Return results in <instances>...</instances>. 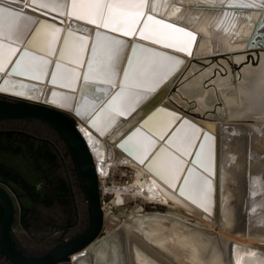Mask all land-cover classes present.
<instances>
[{
  "label": "bare ground",
  "instance_id": "1",
  "mask_svg": "<svg viewBox=\"0 0 264 264\" xmlns=\"http://www.w3.org/2000/svg\"><path fill=\"white\" fill-rule=\"evenodd\" d=\"M67 2L70 5L71 0ZM230 2L231 0H223V4H218L217 7L199 8L196 7L199 0L195 4L188 3V0H156L157 12L171 16L172 19H179L182 22L180 26L190 29L186 31L196 36L191 48L192 54L188 57L186 53L175 52L150 41H142L138 35L123 37L109 33L128 43L122 68L133 41L181 55V60L188 62V65L182 75L180 73L184 65L180 67L181 71L171 75L134 112L118 118L110 129L106 128L104 135L87 126L85 119L76 114V101L69 102L71 107L59 106L62 95L74 96L77 86L74 91L62 88L58 79L57 85H51L45 96V90L50 85L48 78L55 72V64L58 62L55 55L47 57L51 63L42 82L23 81L20 80L22 78L10 76L5 72L0 74V86H4L3 82L7 79L12 82L8 85L11 90L25 92V96L13 95L11 91L0 92L1 95L42 102L71 114L77 120L78 129L93 155L102 195H110L112 198L110 202L104 200L102 204L106 235L96 244L87 246V249L93 252L89 261L82 259L76 264H125L120 232L124 234V243L128 246L129 254L131 252L134 264H264V51L260 54L258 66L242 70L241 75H236L234 82L230 81L232 78L229 76L226 61H223L224 68L219 65L225 75L216 73L215 77H209L214 72L213 65L189 60L195 57L206 61L205 57L209 54L226 51H231L233 62L239 63L244 59V54L239 51L247 48L255 30L253 21H258L264 10L236 9L237 16L232 21V27L224 17L228 9L225 5ZM0 3L31 16L35 21L59 24L63 30L75 25L87 33L88 47L95 39V25L77 21L75 18L69 19L58 11L43 8L37 10L33 0H19L18 3L0 0ZM175 3L183 4V7H179L180 12L172 16L177 8ZM63 10L68 11L67 8ZM245 14H248L250 19L245 18ZM221 20L224 21L223 24L220 23ZM34 26L35 24L30 25L31 31ZM31 31L27 32L23 41L17 45L19 48L25 47L24 43ZM63 33L60 34L56 50L62 42ZM61 63L62 73L65 68H77L68 62ZM77 70L81 72L82 68ZM21 84L35 87L24 89L20 87ZM53 92L56 95H51ZM157 94L159 98L156 105L146 113L158 106V109L175 112L180 117L185 116L189 121L194 117L191 111L199 113L201 117H195L202 120L204 126L201 127L209 128V133L214 138L211 144L209 143L213 152L212 172L199 170V167L191 164V167H195L197 176L203 175L211 181V198L204 201L207 210L176 193L174 188L143 167L139 161L128 157L115 147V142L137 125L146 114L141 115L145 103ZM204 114L205 117L202 116ZM138 128H142L148 136L156 140L155 147L162 142L159 136L143 128V124H139ZM165 146L164 144L162 147ZM169 150L184 160L186 166L188 156L182 155L175 148ZM119 167L132 170V180L126 184L113 182L109 185V171ZM124 170L125 168L123 172H126ZM128 203L132 204L125 208ZM145 204L165 206L171 210L148 211ZM113 208L126 210L125 218L121 219L120 215L114 213ZM241 212H244L243 222L239 218ZM214 225L217 226V232L211 231ZM235 231L236 234H231ZM110 238L113 241L108 243Z\"/></svg>",
  "mask_w": 264,
  "mask_h": 264
},
{
  "label": "snow or ice",
  "instance_id": "2",
  "mask_svg": "<svg viewBox=\"0 0 264 264\" xmlns=\"http://www.w3.org/2000/svg\"><path fill=\"white\" fill-rule=\"evenodd\" d=\"M5 2L18 3L19 0ZM188 3L195 4L197 0H188ZM199 3L217 7L218 4H223V0H199ZM33 4L38 8L58 11L60 15H67L69 19L75 18L77 21L95 25L97 30L90 53L88 36L71 29L64 32L62 28L47 22L37 24L31 16L0 3V74L7 70L8 65H12L10 74L42 81L47 76V67L51 63L47 57L56 54L60 34L64 32L58 60L74 64L77 68H65L62 73L63 64L57 62L55 72L51 76V85H57L59 79L60 87L74 91L79 84V97L62 95L59 106L71 107L69 102L76 100V114L87 119L90 126L100 135H104L105 129L112 126L117 118L131 114L140 103L147 100L149 95L157 91L178 71L177 65L183 63L181 59L167 52L135 44L131 47L126 65L122 68L128 43L109 33L123 37L138 35L142 41H150L152 44L162 45L163 48L187 55L192 54L191 48L196 40L192 32L177 27L174 23H168L167 19L171 16L165 19L157 18L156 0H71L70 5L67 0H33ZM225 7L264 10V0L259 3L256 0L250 2L231 0ZM65 8L68 11H64ZM178 12L179 7L175 8L171 15L174 16ZM232 16L234 17V13ZM224 17L228 19L230 14L225 12ZM223 22L220 21L221 24ZM31 24L36 25L35 31L21 50L17 45L23 41L27 32L31 31ZM260 28H264V18L259 20L257 31ZM250 43L255 45L257 42L252 39ZM85 63L86 72L82 76L77 69L84 67ZM81 76L83 83H80ZM3 84L4 86H0V92L11 91L13 95L25 96L24 91H13L8 87L12 84L10 80H4ZM117 85L118 91L111 92ZM20 87L26 89L35 86L21 84ZM51 95L56 93L53 92ZM177 121H181L177 113L158 109L143 121V128L164 139ZM200 133L201 129L193 122L183 119L179 127L168 137L166 146L148 161V167L171 188H176L183 176L180 194L207 210L204 201L211 198L213 191L211 181L203 175L197 176L195 167L189 168L187 175H184L185 161L169 150L175 148L182 155L191 156L192 149L195 148L197 151L194 157L195 165L212 172L213 152L209 142L214 138L205 132L201 139ZM197 141H200L198 148ZM124 145L140 164H144L155 147L156 140L148 136L142 128H136L124 141Z\"/></svg>",
  "mask_w": 264,
  "mask_h": 264
},
{
  "label": "water",
  "instance_id": "3",
  "mask_svg": "<svg viewBox=\"0 0 264 264\" xmlns=\"http://www.w3.org/2000/svg\"><path fill=\"white\" fill-rule=\"evenodd\" d=\"M172 1H175V0H172ZM174 5L176 7H181V8L183 7V4H180V3H175ZM207 6L208 5H204L200 3L196 5V7H199V8H205ZM37 10H39V8ZM225 12H228L230 14V17L225 20H227V23H229V26L234 27L232 25V21L235 18V16H237L236 9L228 8ZM233 13H234V17L232 16ZM155 14L157 15V18L159 19H165L167 17L159 12ZM245 18L250 19L248 14H245ZM261 18H264V14ZM259 20L253 21L255 30H253L252 38L250 39V41L252 39H255L257 43L255 45H252L251 43H249L247 48L240 49L241 51L239 52L244 54V59L241 62L236 63V62L231 61V57H230L231 51L216 52V53L209 54L207 57H205L207 58L206 61L200 60L195 57L189 60L194 61L195 63H201L203 65H213L214 72L209 77H215L216 73H218L219 75H225V72L221 71L220 66L224 68L225 65L223 61H226L229 67L228 68L229 76L230 78H232L230 81L232 82L233 80L234 82V80L236 79V75H241L242 70L248 67L250 69H252L253 67L255 68L259 64L260 54H263L262 52L264 51V35H261V34H264V28H260L257 31V25H258ZM36 22L38 24L42 21L39 20ZM167 22L174 23L176 24L177 27H182L180 26L182 22L179 19L170 18V19H167ZM56 26L60 27L59 24H57ZM35 27L36 25L33 27L32 31L30 32V35L27 37L24 45H26L28 42V39L31 38V34L32 32L35 31ZM69 29H71L74 32H78L79 34L87 36L86 32L80 30V28L77 26L75 27V25H73V27H71V25L70 27H66L64 32H67ZM185 29H188V28H185ZM100 31L106 32L107 30L100 29ZM234 32L235 31L233 30L232 34H234ZM113 34H116V33H113ZM63 39H64V35H63ZM63 39H62V42L60 43L59 48H57L56 54L54 56L55 60L58 62H61L58 60V57L61 51V45L63 44ZM135 44H142L148 47H153L143 42L133 41L130 45L127 56L130 55L131 47ZM90 46H89V53L91 49ZM23 48L24 47H21L20 49L23 50ZM153 48L158 49L157 47H153ZM158 50L167 52L171 55L176 56L179 59L182 58L181 55H175V53H170L163 49H158ZM188 56L189 55H187V57ZM86 60H87V56L85 58V61ZM126 61H127V57H126L123 67L126 65ZM182 61L183 63L177 66L179 70L180 67L184 65V68L182 69V71L179 70L181 71L180 75L184 73V69L188 65V62L185 63L184 60ZM11 67L12 65H8L5 73H7L10 76L22 78L20 80H23V81L28 80V82H35V80H32L28 77H22V76L10 74ZM84 67H82V71H81L82 76H83V73L86 72V69H84ZM82 76H81L80 83H83ZM48 79H50L51 81V75ZM2 80L3 78L1 79V81ZM50 81H49L50 83L49 87L45 90V96L50 91L49 89L51 86ZM77 87L78 88L74 96L78 98L80 95L79 84H77ZM172 88L174 89V87ZM115 91H118V85H117V88L111 89V92L114 93ZM158 98H159V94H157L155 97H151V99L147 101L145 105L142 107L141 115H144L149 109H151L154 105H156L157 103L156 101L158 100ZM73 101H76V100H73ZM142 103H140L139 106H141ZM138 107H136L135 110ZM158 108H159L158 106H155L152 110L146 113L139 120L137 125L133 126L127 133H125L118 141L115 142V147L119 148L128 157H131L132 159H136L135 156L132 154V152L124 145V141L136 128H138L139 124L142 125L143 121L147 119L148 116L153 111L157 110ZM191 113L194 115V117H192L193 119L192 120L190 119V121L193 122L198 128H202L201 126H204V124L201 122L202 120L195 117V116L201 117L200 116L201 114L192 112V111ZM202 116L205 117V114ZM183 119H187V117L181 116V121H178L172 127V129L168 132V134L165 136L164 139H161L162 142L158 144L149 153L147 159L145 160V163L142 164L143 167H145L146 169L154 173L157 177H159L157 173L153 169L148 167V161L151 160L152 157L155 156L156 153L160 151V149L162 148L164 144L166 145V141L168 137L171 136L172 132L175 131L177 127H179ZM1 122H11V123H21V124L24 122H31L34 126H37L39 128L47 127L53 130L62 139L72 159V162H73L76 174H77V178H78L82 193L84 195V201L86 203V206L89 212V220H88L86 228L83 231L76 233L75 235H72V236H67L66 238L62 239V241L58 245L52 247L50 250H48L42 255H39L36 257L29 256L20 250L17 242L14 239L13 219H14L15 212L17 209L16 199L14 198V194L9 190V188H7L4 183L0 182V207L2 209V215L0 217V253L2 254L3 258L6 259L11 264H71V262L73 264H76L79 260H82V259H84L85 261H89L90 258H92L93 256V252L88 250L87 246L91 244H96L97 242H99V240L102 239L106 235V232L104 231V211L102 209V205L100 201V186H99L98 177L95 171L94 158L86 142V139L84 138V136L81 134V132L78 129L77 120L71 115L64 112L63 110L47 105L45 103L32 101L29 99L19 98V97L10 98V97L0 94V124ZM84 122L87 126H90L87 119H85ZM111 127H108V128L110 129ZM209 131H210L209 128H206V127L202 128L201 133H200L201 139H203V134L205 132L206 133L208 132V134L210 135ZM199 143L200 141L196 142L197 148L199 147ZM209 143L211 144V141ZM196 155H197V151L194 148L192 149V155L188 156V163L185 166L184 175H187L188 169L191 168V164L195 165L194 157ZM195 166L199 167L198 168L199 170L201 169L209 173L208 170L198 165H195ZM182 183H183V176L181 177L180 183H178L176 188H174V191L178 193L179 195H181L180 188H181ZM239 215H240L239 216L240 221L243 222L244 212L239 213ZM121 233L122 235L120 236V243H121L122 253L125 259V264H134L132 260L131 252L129 254L128 246L124 243V234L123 232H120V234ZM112 241L113 239L110 238V240H108V243H111ZM128 254H129V257H127Z\"/></svg>",
  "mask_w": 264,
  "mask_h": 264
},
{
  "label": "rangeland",
  "instance_id": "4",
  "mask_svg": "<svg viewBox=\"0 0 264 264\" xmlns=\"http://www.w3.org/2000/svg\"><path fill=\"white\" fill-rule=\"evenodd\" d=\"M41 152L48 155L42 158ZM123 169L115 168V175L107 179L109 185L113 182L126 184L132 180V170L125 167L126 172H123ZM7 171L16 175V179L5 178ZM0 182L16 199L13 233L27 251L49 250L67 236L86 228L89 212L72 159L62 139L53 130L39 128L31 122H1ZM34 191L37 193L33 194ZM103 198L107 202L112 199L110 195ZM145 205L148 211L171 210L160 205ZM113 211L121 219L127 212L119 208H113ZM214 226L211 231L217 232V226Z\"/></svg>",
  "mask_w": 264,
  "mask_h": 264
},
{
  "label": "flooded vegetation",
  "instance_id": "5",
  "mask_svg": "<svg viewBox=\"0 0 264 264\" xmlns=\"http://www.w3.org/2000/svg\"><path fill=\"white\" fill-rule=\"evenodd\" d=\"M79 185H80V184H79ZM34 193H37V191H35ZM1 215H2V209H1V207H0V217H1ZM13 222H14V219H13ZM13 228H14V223H13ZM82 231H83V230H82ZM78 233H79V232H78ZM14 239H15V241L17 242V244H18L20 250H21L22 252H24L25 254L29 255V256L36 257V256L42 255V254H44L45 252L48 251V250H46V251L35 252V253H33V252H29V251H27V250L25 249V247H24L21 243H19L18 239L15 237V234H14ZM49 250H50V249H49ZM1 258H3V256H2V254L0 253V264H4V263H5V264H11V263L8 262L6 259L3 258V260H1Z\"/></svg>",
  "mask_w": 264,
  "mask_h": 264
},
{
  "label": "trees",
  "instance_id": "6",
  "mask_svg": "<svg viewBox=\"0 0 264 264\" xmlns=\"http://www.w3.org/2000/svg\"><path fill=\"white\" fill-rule=\"evenodd\" d=\"M46 155H48V153H43V152L40 153V156H41L42 158L45 157ZM15 177H16V175L11 174V173L8 172V171L5 173V178H9V179L11 178V179H14V180H15V179H16ZM61 188H62V186H61ZM34 192H35V191H34ZM33 194H36V193H33Z\"/></svg>",
  "mask_w": 264,
  "mask_h": 264
},
{
  "label": "built area",
  "instance_id": "7",
  "mask_svg": "<svg viewBox=\"0 0 264 264\" xmlns=\"http://www.w3.org/2000/svg\"><path fill=\"white\" fill-rule=\"evenodd\" d=\"M125 168V167H124ZM109 173H110V176H112V175H115V173H116V171H109ZM108 173V174H109ZM109 176V177H110ZM104 196L102 195V192H101V189H100V201H101V205L103 204V202H104V198H103Z\"/></svg>",
  "mask_w": 264,
  "mask_h": 264
},
{
  "label": "crops",
  "instance_id": "8",
  "mask_svg": "<svg viewBox=\"0 0 264 264\" xmlns=\"http://www.w3.org/2000/svg\"><path fill=\"white\" fill-rule=\"evenodd\" d=\"M5 264V263H4Z\"/></svg>",
  "mask_w": 264,
  "mask_h": 264
}]
</instances>
